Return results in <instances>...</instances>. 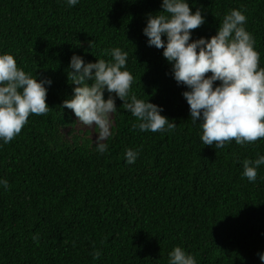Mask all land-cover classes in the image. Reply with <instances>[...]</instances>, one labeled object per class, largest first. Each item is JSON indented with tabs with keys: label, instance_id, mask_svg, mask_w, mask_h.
I'll use <instances>...</instances> for the list:
<instances>
[{
	"label": "trees",
	"instance_id": "16d2710c",
	"mask_svg": "<svg viewBox=\"0 0 264 264\" xmlns=\"http://www.w3.org/2000/svg\"><path fill=\"white\" fill-rule=\"evenodd\" d=\"M161 3L0 0V54L53 81L46 85L48 112L30 114L10 143L0 142V178L9 182L0 187V264H168L176 246L197 264H262L264 165L249 182L242 161L264 155V139L232 140L221 149L202 143L182 95L188 89L143 34ZM188 3L206 21L192 39L211 38L225 14L243 10L264 67V0ZM115 47L128 53L131 94L162 106L177 127L141 132L117 98L103 141L108 151L100 154L87 131H75L80 121L63 101L76 86L68 76L73 54L86 63L109 60L104 53ZM128 148L139 151L134 164L125 162Z\"/></svg>",
	"mask_w": 264,
	"mask_h": 264
},
{
	"label": "clouds",
	"instance_id": "9594fccd",
	"mask_svg": "<svg viewBox=\"0 0 264 264\" xmlns=\"http://www.w3.org/2000/svg\"><path fill=\"white\" fill-rule=\"evenodd\" d=\"M66 2L75 6L79 0ZM161 9L148 14L143 34L148 46L163 49L173 78L188 89L182 95L190 106L193 124H199L202 130V143L221 149L232 140L244 145L264 139V67L259 65L255 38L246 30L243 10L232 9L225 14L211 38L192 39V30L206 22L202 9L193 12L188 0H162ZM89 46L93 48L94 42L90 41ZM104 55L111 59L97 58L96 62L86 63L83 57L73 54L68 76L76 86L72 97L63 101V106L71 109L84 125H96L95 150L100 154L108 151L109 146L103 141L111 135L109 116L118 112L117 98L123 101V109L139 121L133 127L141 132L175 129V122L161 115L162 106L131 94L134 77L127 68L128 53L115 47ZM52 83L48 77L38 79L18 67L12 54H0V142L10 143L27 124L30 114L48 112L46 85ZM124 155L127 164H134L139 151L128 148ZM262 165L264 155L244 159L243 176L255 182ZM8 186V180L0 178V187ZM33 240L39 243L38 236H33ZM94 255L98 258L100 253ZM168 255V264H197L195 256L181 246ZM258 256L264 264V252Z\"/></svg>",
	"mask_w": 264,
	"mask_h": 264
},
{
	"label": "rangeland",
	"instance_id": "374dc122",
	"mask_svg": "<svg viewBox=\"0 0 264 264\" xmlns=\"http://www.w3.org/2000/svg\"><path fill=\"white\" fill-rule=\"evenodd\" d=\"M109 119H110V124H111V114L109 116ZM75 131H82V132L87 131L89 133V137L94 141L96 140V137L98 135V129L95 124L89 126V125L81 124L79 122V124L76 126Z\"/></svg>",
	"mask_w": 264,
	"mask_h": 264
}]
</instances>
